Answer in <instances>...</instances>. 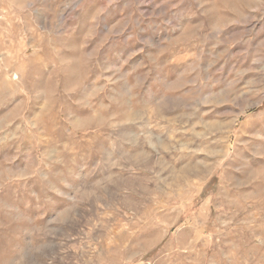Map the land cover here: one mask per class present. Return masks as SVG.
<instances>
[{
  "label": "rangeland",
  "instance_id": "374dc122",
  "mask_svg": "<svg viewBox=\"0 0 264 264\" xmlns=\"http://www.w3.org/2000/svg\"><path fill=\"white\" fill-rule=\"evenodd\" d=\"M0 264H264V0H0Z\"/></svg>",
  "mask_w": 264,
  "mask_h": 264
}]
</instances>
